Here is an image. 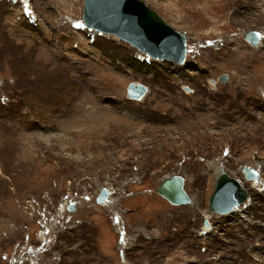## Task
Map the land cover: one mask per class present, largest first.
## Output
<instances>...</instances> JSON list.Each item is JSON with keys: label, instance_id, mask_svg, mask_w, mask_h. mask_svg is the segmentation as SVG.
<instances>
[{"label": "rangeland", "instance_id": "rangeland-1", "mask_svg": "<svg viewBox=\"0 0 264 264\" xmlns=\"http://www.w3.org/2000/svg\"><path fill=\"white\" fill-rule=\"evenodd\" d=\"M141 1L185 63L86 28L84 0H0V264H264V0ZM217 168L248 192L223 216Z\"/></svg>", "mask_w": 264, "mask_h": 264}, {"label": "water", "instance_id": "water-1", "mask_svg": "<svg viewBox=\"0 0 264 264\" xmlns=\"http://www.w3.org/2000/svg\"><path fill=\"white\" fill-rule=\"evenodd\" d=\"M82 19L85 27L114 36L155 60H167L180 65L186 61L185 36L174 30L141 0H84ZM245 38L249 43L256 44L252 32ZM226 78L223 74L219 80L225 81ZM145 91L146 88L137 83H131L128 89L130 96L141 97ZM244 171L247 172L246 179H258V175L253 171L247 168ZM183 184L181 177L172 176L162 181L158 192L174 205L186 204L189 198ZM103 192L97 197V203L108 199L109 193L105 190ZM247 198L248 193L242 185L222 170L217 178L215 190L209 198V209L222 215L230 214L244 204ZM67 209L73 211L74 204H68Z\"/></svg>", "mask_w": 264, "mask_h": 264}, {"label": "flooded vegetation", "instance_id": "flooded-vegetation-1", "mask_svg": "<svg viewBox=\"0 0 264 264\" xmlns=\"http://www.w3.org/2000/svg\"><path fill=\"white\" fill-rule=\"evenodd\" d=\"M227 80H228V78H227ZM226 81V80H225ZM243 172H244V170H243ZM245 174V173H244ZM246 176V175H245ZM246 179V178H245ZM186 180L184 179V184H183V186H184V189H185V191H186V188H185V186H186V182H185ZM244 188V187H243ZM244 190L246 191V189L244 188ZM247 192V191H246ZM186 193H187V195L189 196V194H188V192L186 191ZM248 193V192H247ZM190 197V196H189ZM167 200V199H166ZM190 200H191V198H190ZM168 201V200H167ZM169 202V201H168ZM191 202H192V200L189 202V203H186V204H181V205H176V206H182V205H185V206H187V205H190L191 204ZM170 203V202H169ZM170 204H172V203H170ZM172 205H174V204H172ZM175 206V205H174ZM208 212H210V213H212V214H216V215H221V216H223L222 214H219V213H216V212H213V211H210V209H209V211ZM204 225H205V223H204ZM204 227H206V226H204Z\"/></svg>", "mask_w": 264, "mask_h": 264}, {"label": "bare ground", "instance_id": "bare-ground-1", "mask_svg": "<svg viewBox=\"0 0 264 264\" xmlns=\"http://www.w3.org/2000/svg\"><path fill=\"white\" fill-rule=\"evenodd\" d=\"M244 40H245V39H244ZM245 41H246V40H245ZM255 45H256V44H255ZM145 62H146V61H145ZM174 64H176V66H177V65H180V64H177V63H174ZM186 91H187V90H186ZM188 91H189V90H188ZM217 169H218L217 175H218V173L221 174V169H222V168H217ZM220 174L218 175V177L220 176ZM169 177H172V175H171V176H168V177H165V178H169ZM218 177H217V178H218ZM165 178H164V179H165ZM259 180H260V179H259ZM162 181H163V179H162ZM257 181H258V180H257ZM161 183H162V182H161ZM161 183H160V184H161ZM252 184H255V183H252ZM175 206H176V205H175ZM237 208H238V207H237ZM206 230H207V229H206Z\"/></svg>", "mask_w": 264, "mask_h": 264}, {"label": "snow or ice", "instance_id": "snow-or-ice-1", "mask_svg": "<svg viewBox=\"0 0 264 264\" xmlns=\"http://www.w3.org/2000/svg\"><path fill=\"white\" fill-rule=\"evenodd\" d=\"M258 35V34H257Z\"/></svg>", "mask_w": 264, "mask_h": 264}]
</instances>
